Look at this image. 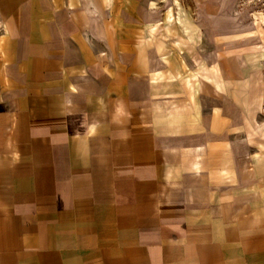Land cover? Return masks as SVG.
Instances as JSON below:
<instances>
[{
	"label": "crops",
	"instance_id": "0c3cea01",
	"mask_svg": "<svg viewBox=\"0 0 264 264\" xmlns=\"http://www.w3.org/2000/svg\"><path fill=\"white\" fill-rule=\"evenodd\" d=\"M191 2L196 80L154 0H0V264H264V34Z\"/></svg>",
	"mask_w": 264,
	"mask_h": 264
},
{
	"label": "rangeland",
	"instance_id": "374dc122",
	"mask_svg": "<svg viewBox=\"0 0 264 264\" xmlns=\"http://www.w3.org/2000/svg\"><path fill=\"white\" fill-rule=\"evenodd\" d=\"M152 12L154 17L144 29V38L158 43L171 60H180L181 67L184 66L182 55L187 54V61H193L196 48V55L199 53L200 57L193 67L195 74L188 68L184 70V76L198 79L199 73H205L210 67L209 46L204 39L201 41L195 36L202 28L196 20L191 0H154ZM236 16L242 21L243 29H254L264 34V0H237Z\"/></svg>",
	"mask_w": 264,
	"mask_h": 264
}]
</instances>
